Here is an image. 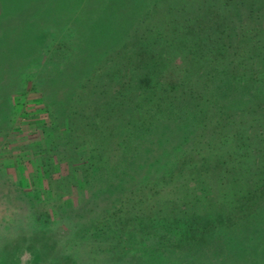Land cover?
I'll use <instances>...</instances> for the list:
<instances>
[{
    "label": "rangeland",
    "instance_id": "rangeland-1",
    "mask_svg": "<svg viewBox=\"0 0 264 264\" xmlns=\"http://www.w3.org/2000/svg\"><path fill=\"white\" fill-rule=\"evenodd\" d=\"M26 1L0 0V30L1 18ZM32 1L50 4L54 20L45 36L33 35L31 55L26 48L6 64L20 66L0 68V264H264V111L256 110L264 88L235 86L264 84V31L246 11L253 0L238 8L227 1L230 17L239 9L246 23L233 31L224 13L208 31L179 27V18L167 25L170 5L159 0L148 15L146 0ZM182 1L193 13L202 4ZM212 1L223 8L225 0ZM257 3L264 20V0ZM97 18L105 40L123 34L126 44L86 56L67 86L52 87L47 76L58 61L81 57L75 39ZM227 40L226 57L209 63L208 45L218 50ZM243 60L257 70L242 69ZM222 63L235 65V95L224 103L215 97L230 114L217 126L213 113L200 121L201 99L179 90L192 76L203 84L211 73L215 81ZM163 98L170 121L185 102L199 125L174 152L145 145L137 159L126 141L146 130L150 107Z\"/></svg>",
    "mask_w": 264,
    "mask_h": 264
},
{
    "label": "trees",
    "instance_id": "trees-1",
    "mask_svg": "<svg viewBox=\"0 0 264 264\" xmlns=\"http://www.w3.org/2000/svg\"><path fill=\"white\" fill-rule=\"evenodd\" d=\"M159 1H163V3L167 2L168 3L167 6L170 5V7L165 10V13L171 16L169 18V21L167 22V25L171 24L172 22H176L179 18L181 21V24L180 23L176 24L179 27L190 28L193 24H196L198 27H200L204 31H208L211 29L210 27H212L213 24H215L216 22V20L213 18L216 17L217 15H221L222 13L229 16L227 23L228 22L230 24L233 23L232 27H229V25H226L227 27L225 28V30H228V28L229 30L230 28H232V31L233 29H237V28L244 29V25L246 24V23L244 24V21H242L244 20V18L241 19L240 17V14L238 12L239 9H237L234 17L233 16L230 17L228 13L231 12L232 7H227L228 0H225V2L222 3L223 8H219L221 4L217 6L216 1L201 0L200 2L202 4L198 6V10L196 9L195 13L192 12V8H190L189 10L190 5L189 7H187L188 5L186 4V2H183L182 0H159ZM230 1L234 2L233 5L236 8L242 7L248 2V0H230ZM258 1L260 0L250 1L251 2L250 8L246 9V11H247V14H250V16H252V18L253 16H255V19L261 20V22L257 23V28H260L258 31H261L262 29L264 31V20H262L263 19L262 9L256 7V5L258 4L257 3ZM175 3H179L177 8H174L176 7ZM205 3L209 5L208 9L205 10V12H210L208 13L209 17L207 16L206 19H205V15H203L205 13L203 12V8H204L203 4ZM152 4L154 5V7H151ZM157 6H159L157 4V1L146 0L147 8L144 14L148 15L151 11L153 12L155 8H157ZM210 6L211 7L217 6L216 8H218V11L214 9L211 10ZM201 11L203 12V14ZM49 13H51L50 4L45 3V2H40L37 4L36 1L30 0V1H26V3H23V2L19 3V5L17 6V9L12 10L11 13H6L4 17L1 18V22H3V25H5V27H3L0 30V44H1L0 48L2 50V57H1L2 62L0 63L1 69H6V68L13 69L15 67L20 66V65L7 66L6 64L8 62L9 63L8 65H11L12 64L11 61L15 59L17 55L20 56V54L25 53L26 48H28L26 49L28 54L29 55L32 54V50L30 49L34 45H36L37 42H39V41L36 42V38L33 35H38L39 37L45 36L47 32H49L48 28L49 26H51L50 21L54 20L52 17L48 18ZM180 13H182L181 14L182 16L178 15ZM235 16L239 17V19H236ZM127 17H128V14H127ZM94 20L95 21H91L88 24V28L85 31H83V33L82 32L79 33L77 35V38L75 39V45L80 51L81 57L72 63L66 62L64 65H62L63 63H60L58 61V63L54 66L56 68L54 69L55 71H53L51 75L47 76V80H49V82L52 79V81L50 82V84H52V87H56L59 85L64 86V87L67 86L68 83H70L69 81L70 77L71 76L75 77L80 72L81 68L82 67L84 68L80 60L82 62H85L86 56H87L86 60L89 59L90 55L92 58L100 57L105 54V52L109 49L108 48L109 46H115V45H117L116 46L118 48L117 53H119V51L122 50V48L126 44L125 40L127 38V35H123V34H121L119 38H117L118 42L115 41L116 38H113V37H109V40L107 39L105 40L106 32L104 31V32L99 33L101 29H97L99 27V24L102 22L101 19L99 20V18H97ZM148 20L150 21L149 17H143L141 19V22L142 24H148ZM198 21H201V22L199 23ZM124 22L126 24V20ZM40 23H43V27L38 28ZM125 24H123V26L128 27V25H125ZM157 25H158L157 21H154L152 23V28H155L158 30L159 28ZM127 30H124V31H127ZM33 31H34V34H33ZM141 36L143 37V34ZM213 37L214 36L210 37L211 41L214 39ZM170 43H172L171 40H170ZM106 44L108 45L107 47H106ZM221 44L222 45L219 46L218 50L217 48L214 49V44L210 43L208 45L207 47L208 52L206 53H209V52L212 53L215 51V56L209 60V63H214V61H216L217 59L226 57L227 47H229L230 43L227 40V41H223ZM247 52H248V49H247ZM239 55L242 56L243 52L241 54L239 53ZM246 60L248 61L247 58ZM246 60L245 61L243 60L241 64H245V62H247ZM225 61L226 60H223V62ZM125 63L126 62H124L123 65H125ZM222 64L223 66H219L218 74H217V77L215 78V81H214V75L211 73H207V77H206V78L211 77V81L205 82L203 84L199 83V81L201 80L200 77L192 76L190 83H187L190 85L185 86L183 83H181L182 86L184 87L181 88V90H179L180 91L179 94L180 96L183 95L182 97L183 99L188 98V97L198 99V100L201 99V104L198 103L196 105L197 106L196 109L199 108L200 106L202 107L201 111L203 112V115L199 116L200 121L202 118L205 119L206 117H209L210 113H213L215 114L214 121L217 124V126L221 124V122L226 121V117H230V114L228 116L227 111L225 112L223 108H219L220 101L216 100L217 95L218 94L221 95V101L223 103L229 102L230 98L235 95V92L232 91L234 88V85L229 80L230 76L233 75L232 77H234L235 73L233 71V67H235V65H230L228 63L225 66L224 63ZM245 65L246 66H242L241 68L243 69V67H246L248 70H251L252 72H255L257 70V67H255L253 63L251 64L252 66H247V64ZM258 70H259V67H258ZM67 74H70L68 75L70 76L69 78H65ZM143 74L145 75L144 77H142L143 80L144 81L149 80L150 76L148 75V73L145 72ZM260 81L263 82V80H260ZM183 82L186 83L185 81ZM175 86L179 87L178 84ZM235 86H236V89L237 88L240 89L241 87L247 86L248 90H250L251 87L253 89H259L261 87L264 88V84L262 83L260 84L245 83V85L235 83ZM176 87L172 88V90L175 89L176 91ZM247 87H245L243 91H246ZM172 96H173L172 99L176 98V94ZM163 101H164V98L162 101L158 99L155 102V104H153V106L150 107L155 112L153 113V115H151L150 121L147 125L146 130L142 131L141 133H138L139 135L136 136L137 138H134L131 140L128 139L126 141L127 146L128 144L133 143L134 150L132 151V154L136 156L137 159L140 158L141 148L143 149V146L145 145L150 148L151 152H155L159 155L165 152H167V155H168V152L170 153L174 152L175 151V149H173L174 144H177L178 147H181L183 145V142L185 143L184 139H187V132H185L186 129L190 131L191 128L193 127L196 128L197 125H199L200 121L198 122L199 117H196V112L195 113L191 112L192 107H190L189 103H185L184 101H183L184 106L182 107V111H181L183 113L182 114L179 113L181 116L176 115L170 121V116L165 117L164 113L162 112L164 110V107H162ZM249 108L250 107L248 106L247 107L248 111H249ZM158 110L159 112H157ZM256 110L264 111V103L261 102V100L257 101ZM215 111H218V113L216 114ZM173 113H178V110H175ZM181 122L183 126L185 127L184 131L182 130L183 127L180 126ZM214 126L216 127V125ZM169 131H172L173 133ZM177 131H181L180 135L174 134V132H177ZM124 137H126V134ZM128 152H131V150H128ZM146 156H147V153L144 157V161H147ZM129 158L127 161H129ZM140 164L142 163H137L135 166H138L139 171L142 172V166Z\"/></svg>",
    "mask_w": 264,
    "mask_h": 264
}]
</instances>
